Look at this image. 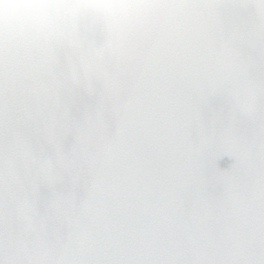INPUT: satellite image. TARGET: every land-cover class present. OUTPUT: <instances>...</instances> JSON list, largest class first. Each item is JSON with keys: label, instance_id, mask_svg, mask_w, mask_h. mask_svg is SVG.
I'll list each match as a JSON object with an SVG mask.
<instances>
[{"label": "snow or ice", "instance_id": "1", "mask_svg": "<svg viewBox=\"0 0 264 264\" xmlns=\"http://www.w3.org/2000/svg\"><path fill=\"white\" fill-rule=\"evenodd\" d=\"M0 8V264H264V0Z\"/></svg>", "mask_w": 264, "mask_h": 264}, {"label": "water", "instance_id": "2", "mask_svg": "<svg viewBox=\"0 0 264 264\" xmlns=\"http://www.w3.org/2000/svg\"><path fill=\"white\" fill-rule=\"evenodd\" d=\"M112 2L113 0H81L86 15L89 8ZM42 7H46V0H0L4 15L13 18H30V10Z\"/></svg>", "mask_w": 264, "mask_h": 264}]
</instances>
